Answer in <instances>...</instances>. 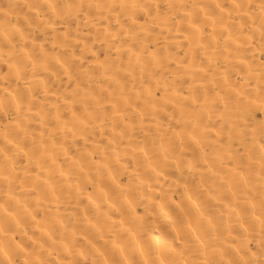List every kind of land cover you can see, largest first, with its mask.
Segmentation results:
<instances>
[{"label":"bare ground","instance_id":"obj_1","mask_svg":"<svg viewBox=\"0 0 264 264\" xmlns=\"http://www.w3.org/2000/svg\"><path fill=\"white\" fill-rule=\"evenodd\" d=\"M0 264H264V0H0Z\"/></svg>","mask_w":264,"mask_h":264}]
</instances>
